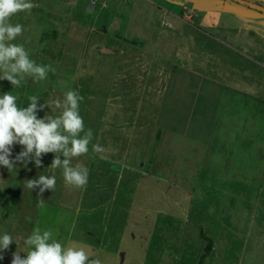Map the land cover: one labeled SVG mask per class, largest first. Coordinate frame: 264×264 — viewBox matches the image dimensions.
<instances>
[{"label": "rangeland", "instance_id": "obj_1", "mask_svg": "<svg viewBox=\"0 0 264 264\" xmlns=\"http://www.w3.org/2000/svg\"><path fill=\"white\" fill-rule=\"evenodd\" d=\"M242 1L263 13L264 0ZM33 2L39 6L11 17L24 27L12 43L54 71L38 82L26 77L19 88L0 80V95H16L18 107L37 96L35 115L44 119L63 110L45 102L63 103L75 91L84 123L78 138L89 130L91 137L79 157L63 150L36 157L35 149L21 156L27 148L18 139L7 146L14 168L0 164V235L13 241L0 249V264H12L16 252L26 258L24 241L37 227L101 264H264V32L256 33L264 15L242 19L229 0ZM201 120L209 122L202 133ZM186 132L207 137L226 164L212 156L187 164L194 157L187 143L176 165L184 180L161 173L155 162L173 167L178 150L164 136ZM104 158L122 164L112 170ZM65 159L88 169L85 186L66 183ZM41 175L55 176V188L25 186ZM209 243L215 254L205 260Z\"/></svg>", "mask_w": 264, "mask_h": 264}, {"label": "clouds", "instance_id": "obj_2", "mask_svg": "<svg viewBox=\"0 0 264 264\" xmlns=\"http://www.w3.org/2000/svg\"><path fill=\"white\" fill-rule=\"evenodd\" d=\"M39 5L33 0H0V80L9 81L13 87H21V81L26 77H32L35 82L45 80L49 71H54L50 66L38 65L29 58V52L22 44L12 43L24 32L23 25H13L11 17L19 12H30ZM18 97L5 92L0 95V164L10 171L14 166L6 158L10 155L8 145L18 139L20 144L26 145L27 151L21 156H26L35 149L36 157L41 153L58 152L63 150L65 157H79L87 154L91 130L82 138L79 133L84 131L83 118L79 114V101L82 99L75 91L64 93V102L59 99L45 102L41 107L54 105L62 108L60 115H46L44 119H37L35 112L38 97H29L27 107H18ZM66 134H61L58 129ZM69 143L71 147H68ZM99 145H93L94 152H101ZM40 167V161H36ZM61 166L59 157L51 164L52 168ZM63 177L67 184L83 187L87 183L88 169L82 165L70 167V160L65 159L62 165ZM36 184H43L45 188H55V176L41 175L39 181H27L26 187L31 188ZM44 189H41L43 192ZM41 205L43 200L40 201ZM52 232L41 230L37 227L24 243L29 250L26 258L21 259L19 252L13 254L12 264H101L99 259H90L89 253L84 247L69 243L65 246L62 242L52 239ZM51 240V242H49ZM13 237L4 232L0 235V249H7L12 243ZM34 246V247H32ZM0 259H3L0 256Z\"/></svg>", "mask_w": 264, "mask_h": 264}, {"label": "crops", "instance_id": "obj_3", "mask_svg": "<svg viewBox=\"0 0 264 264\" xmlns=\"http://www.w3.org/2000/svg\"><path fill=\"white\" fill-rule=\"evenodd\" d=\"M230 2H236V1H234V0H229ZM237 4H240V6L243 4V2L241 1H238V2H236ZM237 10H238V12H237V14L239 15V17L240 16H242V19H244V18H249V19H251V20H254V19H252V17H257V16H259L260 17V15H264V12L263 13H258V12H256L255 10H253V9H251V8H248V7H244V6H241V7H237ZM264 24H262V26H263ZM246 28H247V26H246ZM252 28V31H253V26L251 27ZM262 28H260V29H258V31L256 32V33H259L260 35H263L264 33V31L263 30H261ZM263 33V34H262ZM258 34V35H259ZM105 50L106 49H108V50H110L109 48H107V47H105L104 48ZM107 55H109V54H107ZM111 55V54H110ZM149 74V73H148ZM161 74H162V72L159 74L160 76H161ZM196 75V74H195ZM148 86V87H147ZM146 93H150V95L151 94H153L154 92H155V89H154V87H153V85H152V87H149V85H146ZM200 90L201 89H199L198 91L200 92ZM142 103H140V105H141ZM203 111V112H202ZM202 111H201V113L202 114H205V113H207L208 114V110H207V108H202ZM207 114L204 116V117H206L207 116ZM209 123V122H208ZM206 121L205 122H203V120H201V121H198V127H199V131L202 133V132H205L206 130H205V128H208V124ZM191 125L189 124V125H187V127H190ZM175 132V131H174ZM189 134L186 132L185 133V135L184 136H181V137H179V135H177L176 133H175V135H167V136H164V138H163V140L162 141H164L165 142V144H169V146H168V148H172L173 149V147H175V145L174 144H178L175 148H178V150L176 149V150H174L173 151V156H175L176 155V163L174 164V166L173 167H171V168H169L168 166H165V164L161 161V159H162V157L161 158H159L155 163H156V166H159L161 169H160V172L161 173H168V175H178V178H180V179H182V174L180 175V172L177 170L178 168L176 167V165L177 164H179V162H180V159L181 158H183L184 156V148L186 147V144L187 143H191L192 144V146H191V150H190V153H192L193 155H194V157H192V159L190 158L189 160H187L186 162H187V164H193V166L195 165V161L196 160H198L199 162H202V160L204 161V162H207L206 164H209V163H211V162H209L208 160L209 159H211V158H214V159H217L219 162H225V164H226V159L227 158H225V157H221L220 155L218 156V155H216V154H214V153H211V151H210V149H209V140H208V138L207 137H205V138H203L204 136H200V135H196V134H194L193 135V137L191 138L190 136H188ZM166 152H168L169 153V151H166ZM167 153V154H168ZM160 155H163L162 154V152L161 153H159ZM169 155H170V153H169ZM126 156L127 155H122V156H120V158H119V160H122V163H124V161H123V159H125L126 158ZM173 156H172V160L171 161H174L175 159L173 158ZM212 156V157H211ZM196 157H198L197 159H196ZM199 157H202V158H199ZM211 157V158H210ZM194 158H195V160H194ZM204 158V159H203ZM112 161V160H109V158L107 159V158H104V161H106L107 162V165H109V167L113 170V169H117L118 167H117V165L116 164H118V165H120V164H122L120 161ZM262 160H264V158H262ZM128 161H129V164L130 163H132V161H131V159H128ZM105 162V163H106ZM203 162V163H204ZM154 163V164H155ZM173 163V162H172ZM172 163H170V164H168V165H171ZM151 164V163H150ZM153 164V165H154ZM213 164V163H212ZM189 165V166H190ZM142 166H146V164L145 163H143L142 164ZM176 167V168H175ZM128 169L130 168V170L129 171H131L132 173L134 172V171H137V169H135V168H133V166H131V165H129L128 167H127ZM126 168V169H127ZM199 169H200V167H199ZM119 170V169H118ZM106 173L107 172H105L104 174L106 175ZM180 175V176H179ZM178 178H177V182L180 184V182H182V181H179L178 180ZM197 178H198V175H197ZM117 180V179H116ZM174 180V179H173ZM182 180H184V178L182 179ZM120 183V180L118 179V181H117V185L115 184V190L117 191V189H118V184ZM206 251H207V247H206ZM215 248H214V243H211V251L208 253V257L206 258V257H203V259H205V260H208V258L210 257V256H212V255H214L215 253ZM205 256V255H204ZM168 260V259H167Z\"/></svg>", "mask_w": 264, "mask_h": 264}, {"label": "trees", "instance_id": "obj_4", "mask_svg": "<svg viewBox=\"0 0 264 264\" xmlns=\"http://www.w3.org/2000/svg\"><path fill=\"white\" fill-rule=\"evenodd\" d=\"M210 251H211V243H209L207 246V253H209Z\"/></svg>", "mask_w": 264, "mask_h": 264}, {"label": "flooded vegetation", "instance_id": "obj_5", "mask_svg": "<svg viewBox=\"0 0 264 264\" xmlns=\"http://www.w3.org/2000/svg\"><path fill=\"white\" fill-rule=\"evenodd\" d=\"M237 1H242V0H237ZM242 2H244V1H242ZM245 3V2H244ZM257 7V6H256ZM257 9H259V10H262L263 12H264V9H262V8H260V7H257Z\"/></svg>", "mask_w": 264, "mask_h": 264}]
</instances>
